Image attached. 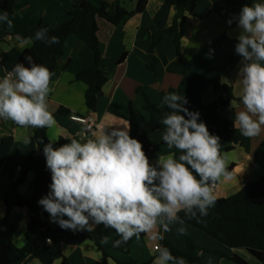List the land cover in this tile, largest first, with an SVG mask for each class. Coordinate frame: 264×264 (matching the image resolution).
<instances>
[{"label":"crops","instance_id":"1","mask_svg":"<svg viewBox=\"0 0 264 264\" xmlns=\"http://www.w3.org/2000/svg\"><path fill=\"white\" fill-rule=\"evenodd\" d=\"M103 1L120 3L127 11L135 12L141 0ZM81 2L82 0H16L11 19L12 27L0 24V56L6 55L9 59L8 64L0 65V78L13 69L25 50L32 47V43L22 44L21 39L39 24L59 28L68 21V13ZM196 2L194 13L186 14L185 24L168 33L157 46H154L155 35L170 29L177 14L175 7L165 0H148L144 10L132 16L121 29L106 20H97L98 39L103 50L101 67L109 80L98 99L95 112L86 106L87 86L76 81L79 72L93 66L94 54L78 37H68L63 54L58 58V70L50 83L51 92L47 103L56 123L53 128H48V139L58 142L60 139L87 138L85 127L71 122L70 118L73 116H92L99 126L97 135L112 127L130 125L131 104L148 116L144 112L147 99L164 108L166 107L162 103L164 95L177 92L210 68L225 64L234 54L236 37L240 31L235 23L228 26L226 21L237 12L223 0ZM2 12L0 10V13ZM180 34L178 48L176 39ZM210 49H214L211 57L208 55ZM238 69L239 64L234 72L224 79V83L233 88L236 99L240 100L242 84L241 78L237 75ZM139 89H144V92L139 93ZM216 98L213 89L210 88L204 93L202 101L205 106H209ZM239 110H243L242 105L236 112ZM201 119L207 124L209 131L214 133L202 114ZM37 129L20 127L10 120H0V142L9 137L14 139L7 160L0 163V221L6 214L4 197L11 183L19 176L20 164L38 151L35 141ZM162 135L163 131H158L150 138L162 142ZM263 141L264 131L259 136L251 138L250 152L241 146H236L228 152L231 179H222L215 185L214 194L217 199H227L236 195L264 175V151L256 156V151ZM173 152L179 155L177 150L170 149L164 144L152 147L147 155L154 161L160 155ZM43 165V159L39 160L38 168H42ZM36 184V173L31 172L20 193L33 199ZM47 220L50 223L48 214ZM28 221V210L14 206L8 224L1 230L2 236L10 239L17 247H24ZM50 225L54 229L59 228L56 224ZM181 226L185 227L184 235L177 232ZM169 227L171 230L168 232H162L157 227L135 238L131 245V255L140 263L151 261L152 264L157 254L156 247L170 242L180 251L186 252L188 240H191L200 249L199 256L205 264H263L246 250L230 249L186 224L181 225L177 222ZM159 235L163 236L162 240L153 238ZM98 238L104 246L111 245L115 241L114 230L104 227L98 233ZM61 247L70 264H99L104 261L103 254L89 240L64 239ZM110 255L108 264H117L115 259L122 258L117 252L112 251ZM20 264L42 263L35 257H28ZM54 264H61V261Z\"/></svg>","mask_w":264,"mask_h":264},{"label":"clouds","instance_id":"2","mask_svg":"<svg viewBox=\"0 0 264 264\" xmlns=\"http://www.w3.org/2000/svg\"><path fill=\"white\" fill-rule=\"evenodd\" d=\"M226 23H235L240 30L234 53L240 57L242 96L239 103L230 101L229 107L242 105L243 110L236 112L233 127L245 138L257 137L264 131V0L242 5ZM0 24L12 27L7 12L0 13ZM47 33L48 29L37 30L21 43H60L56 36L45 40ZM213 53L210 49L209 57ZM53 75L44 64L25 56L0 78V120L20 127L53 128L56 122L47 103ZM162 103L168 109L159 121L162 142L178 156L173 152L151 160L143 143L131 135L130 125L83 140L73 138L58 147L57 140H40L51 183L37 204L50 223L73 232L103 225L115 231L119 246L157 227L168 232L172 223L184 225L181 211L187 219L203 222L217 201L214 185L231 179L229 153L221 151L220 136L209 131L200 112L186 107L189 101L183 93L170 92ZM177 232L184 235L185 227ZM152 264L188 261L161 245Z\"/></svg>","mask_w":264,"mask_h":264},{"label":"trees","instance_id":"3","mask_svg":"<svg viewBox=\"0 0 264 264\" xmlns=\"http://www.w3.org/2000/svg\"><path fill=\"white\" fill-rule=\"evenodd\" d=\"M148 0H141L135 12L127 11L120 3H108L103 0H82L81 4L68 13L69 19L59 28H51L42 24L37 25L25 38L31 37L37 30L48 29L45 37L47 40L51 36L59 38V44L48 45L43 41H35L30 49L25 50L17 63L23 62L24 57L30 55L37 64H44L54 74L58 70V58L63 54L64 44L68 37L76 36L86 44L94 54V64L91 68L79 72L76 81L87 86L85 101L87 108L95 112L98 99L103 94V88L108 82V76L101 67L102 45L98 39V19H103L121 29L126 22L144 10ZM175 7L177 14L174 25L167 30L159 32L154 37V46H157L163 38L170 32L185 24L186 14L192 15L197 7L196 0H165ZM230 8L239 13L241 6L251 4L253 0H223ZM16 0H1L0 10L7 12L9 18L14 15V4ZM6 26V25H5ZM7 27V26H6ZM181 34L176 39L179 48ZM236 42V41H235ZM2 63L6 65L9 59L2 56ZM240 57L235 53L222 65L215 66L193 78L176 93H183L189 101L186 107L189 110L199 111L213 132L220 136L222 152H230L236 146L243 147L247 152L251 151V138H245L240 134L238 127H233L236 109L228 111L230 101L237 100L231 86L224 83V79L230 76L238 66ZM16 63V64H17ZM25 66H27L25 62ZM54 75L52 77V81ZM51 81V82H52ZM50 82V83H51ZM210 88L216 95L213 104L205 106L202 97ZM139 93L144 89H139ZM168 111L167 107L161 108L159 105L146 100L144 112L139 111L133 104L130 106V131L131 135L140 140L144 145L146 154L154 146L164 145L163 142L151 140V135L158 131H163V126L159 123L161 115ZM48 128H38L35 141L38 151L31 154L27 161L20 164V173L14 180L5 197L6 207L5 217L0 221V264H20L28 257L37 258L42 264H54L61 261V264H70L62 252L61 242L64 239H83L92 241L97 249L103 254L104 261L99 264H108L111 258L110 253L117 252L122 258L115 259L117 264H151V261L140 263L131 255V245L136 236H133L127 243L116 246L119 239L115 234L113 244L104 246L98 238V233L105 226H96L91 231H71L53 228L47 220V213L38 206V200L48 191L51 183V174L46 168L45 158L42 154L43 144L48 142ZM70 140L60 139L54 146L67 143ZM14 145V139L9 137L0 142V163H4ZM264 151V141L256 151L259 156ZM43 159L44 165L38 168V161ZM230 170V169H228ZM35 172L37 176L36 194L33 199H29L20 193V189L26 183L28 175ZM14 206L26 208L29 212V221L25 232L26 244L24 247H17L10 239L1 234V230L8 224ZM185 224L191 226L212 240L230 248L244 249L252 256L264 264V175L256 182L244 187L236 195L227 199H217L215 207L209 210V215L202 218V223H197L194 219H187L184 212L179 213ZM144 232L139 236H143ZM174 256H183L188 264H205L199 256L200 249L193 241L188 240V250L180 251L172 243L165 242ZM220 255V253H218Z\"/></svg>","mask_w":264,"mask_h":264},{"label":"built area","instance_id":"4","mask_svg":"<svg viewBox=\"0 0 264 264\" xmlns=\"http://www.w3.org/2000/svg\"><path fill=\"white\" fill-rule=\"evenodd\" d=\"M2 57L0 56V64L2 63ZM72 123L80 124L85 127V131L87 133V138L94 137L98 133L99 126L96 123V120L92 116L88 117H79V116H73L70 118ZM215 188V185H214ZM158 247H156L157 250Z\"/></svg>","mask_w":264,"mask_h":264},{"label":"water","instance_id":"5","mask_svg":"<svg viewBox=\"0 0 264 264\" xmlns=\"http://www.w3.org/2000/svg\"><path fill=\"white\" fill-rule=\"evenodd\" d=\"M235 101H236V100H235ZM236 102L238 103V101H236ZM227 109H228V111H230V110H231V109H230V107H228Z\"/></svg>","mask_w":264,"mask_h":264}]
</instances>
